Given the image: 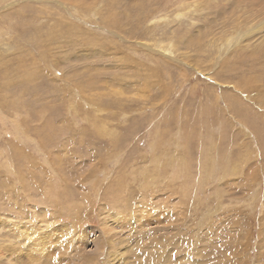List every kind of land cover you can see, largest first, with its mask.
<instances>
[{
    "label": "rangeland",
    "instance_id": "rangeland-1",
    "mask_svg": "<svg viewBox=\"0 0 264 264\" xmlns=\"http://www.w3.org/2000/svg\"><path fill=\"white\" fill-rule=\"evenodd\" d=\"M0 264H264V0H0Z\"/></svg>",
    "mask_w": 264,
    "mask_h": 264
},
{
    "label": "bare ground",
    "instance_id": "bare-ground-1",
    "mask_svg": "<svg viewBox=\"0 0 264 264\" xmlns=\"http://www.w3.org/2000/svg\"><path fill=\"white\" fill-rule=\"evenodd\" d=\"M10 6H12L13 4H9ZM166 52V51H165ZM170 53V52H169ZM171 54V53H170Z\"/></svg>",
    "mask_w": 264,
    "mask_h": 264
}]
</instances>
